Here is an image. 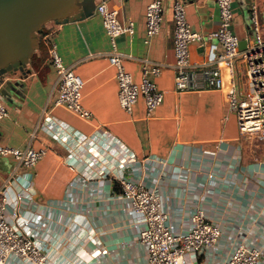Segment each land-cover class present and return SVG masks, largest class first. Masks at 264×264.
Listing matches in <instances>:
<instances>
[{
  "label": "crops",
  "instance_id": "crops-1",
  "mask_svg": "<svg viewBox=\"0 0 264 264\" xmlns=\"http://www.w3.org/2000/svg\"><path fill=\"white\" fill-rule=\"evenodd\" d=\"M150 1L107 3L118 8L121 23L133 22V31L119 34L116 45L134 78L141 77L142 59L163 66L154 79L165 98L152 115H146L143 99L131 112L119 105L115 70L107 58L112 46L96 10L83 19L47 23L27 73L5 75L1 85L9 87L12 100L3 97L9 112L0 118V142L18 148L44 143L50 148L26 171L35 192L21 208L43 216L49 264H147L138 241L142 224L120 197L114 176L119 164L107 176L74 180L84 155L80 138L107 129L136 154L135 161L122 167L124 174L161 194L176 231L187 230L191 213L198 208L220 226L215 246L204 253H187L188 264H221L238 242L249 241L261 251L257 264H264V136L241 132L224 91L205 80L192 90H175L176 0H162L160 30L146 41L145 9ZM183 1L193 29L206 32L217 27L215 0ZM251 1H257L264 13V0L232 3L234 29L242 42L250 34ZM48 39L54 40L64 63L83 78V103L90 118L54 105L57 74L48 58ZM190 53L193 63L205 62L206 50L196 43H191ZM8 81L17 84L9 86ZM95 160L97 166L101 160L97 156ZM15 168L13 157L0 155V186ZM74 224L85 234H75Z\"/></svg>",
  "mask_w": 264,
  "mask_h": 264
},
{
  "label": "built area",
  "instance_id": "built-area-1",
  "mask_svg": "<svg viewBox=\"0 0 264 264\" xmlns=\"http://www.w3.org/2000/svg\"><path fill=\"white\" fill-rule=\"evenodd\" d=\"M215 2L218 7L217 27L206 32L191 27L183 0L173 3L174 88L177 91L192 90L203 85L205 80L209 86L224 91L228 108L235 114L241 132H257L264 136V13L257 1H251L250 34L245 38V47L241 48V38L234 29L233 0ZM163 8L162 0L147 4L146 41L160 30ZM95 10L101 16L112 46L107 58L115 70L119 105L131 112L143 99L146 115H152L165 98V91L154 79L160 75L163 66L142 59L141 77L134 78L124 64V54L116 45L119 34L133 31V22L121 23L118 8L110 7L107 0L98 1ZM191 43L206 50L204 63L192 62ZM48 46V58L57 74L54 105L63 106L80 118H90L92 114L83 103V78L73 66L64 63L54 40L48 39ZM8 112L7 104L0 96V118L7 116ZM37 135L38 131L33 133L35 139ZM80 139L79 146L84 155L74 180L89 181L107 176L112 173L113 166L119 164L120 170L114 176L120 186V197L142 224L138 241L144 246L147 264H188L187 253L200 254L215 246L221 228L206 216L204 210H194L187 230L178 232L168 220L161 194L124 174L122 167L137 157L122 140L107 129L82 135ZM49 150L44 143L18 148L0 142V155L11 156L16 162L15 172H11L0 186V264H49V253L46 252L48 234L43 232V216L21 208V204L31 199L35 192L26 171L34 168ZM95 156L101 160L97 166ZM76 226L72 227L75 234L84 235L83 229ZM260 256L261 251L253 241L238 242L221 264H257Z\"/></svg>",
  "mask_w": 264,
  "mask_h": 264
},
{
  "label": "water",
  "instance_id": "water-1",
  "mask_svg": "<svg viewBox=\"0 0 264 264\" xmlns=\"http://www.w3.org/2000/svg\"><path fill=\"white\" fill-rule=\"evenodd\" d=\"M97 2L98 0H0V91L5 93L7 101L12 100V93L8 90L9 87L2 86L1 83L10 72L27 73V64L40 48V29L52 21L61 23L88 17L93 14ZM245 45L246 39L243 42L241 40L240 47ZM8 84L14 86L17 82Z\"/></svg>",
  "mask_w": 264,
  "mask_h": 264
},
{
  "label": "rangeland",
  "instance_id": "rangeland-1",
  "mask_svg": "<svg viewBox=\"0 0 264 264\" xmlns=\"http://www.w3.org/2000/svg\"><path fill=\"white\" fill-rule=\"evenodd\" d=\"M262 5H264V4H262ZM0 96L6 98L5 93L3 91H0Z\"/></svg>",
  "mask_w": 264,
  "mask_h": 264
},
{
  "label": "trees",
  "instance_id": "trees-1",
  "mask_svg": "<svg viewBox=\"0 0 264 264\" xmlns=\"http://www.w3.org/2000/svg\"><path fill=\"white\" fill-rule=\"evenodd\" d=\"M45 30V25L40 29L39 34L43 33Z\"/></svg>",
  "mask_w": 264,
  "mask_h": 264
}]
</instances>
